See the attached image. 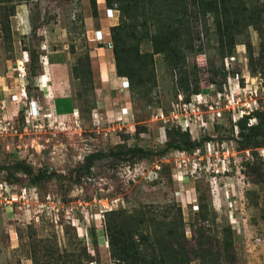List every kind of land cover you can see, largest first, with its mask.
Segmentation results:
<instances>
[{"label": "rangeland", "instance_id": "rangeland-1", "mask_svg": "<svg viewBox=\"0 0 264 264\" xmlns=\"http://www.w3.org/2000/svg\"><path fill=\"white\" fill-rule=\"evenodd\" d=\"M92 1L16 0V7L23 4L24 20L20 15L18 20L27 28L18 26L26 33L15 29V15L11 41L0 27V264H113L106 211L134 215L146 207L169 222L177 206L198 252L191 264H264V129H248L264 120V0H229L238 30L231 53L207 47V39L217 35L209 15L208 30L199 23L200 13L191 27L192 36H200L193 51L154 52L151 37L159 28L151 25L149 12L139 15L138 31L145 32L146 20L150 38L139 45L131 40L118 54L131 101L123 117L90 110L95 92L109 91L96 89L90 49L103 45L116 62L108 8L115 25L120 23L116 4L95 0L94 8ZM44 24L55 41L45 40ZM20 36L38 55L26 65L25 77L16 71L22 64L8 63ZM51 42L73 54L69 64L77 76L72 85L78 107L67 117L49 109L31 74L40 70L39 46ZM43 80L38 77L40 84ZM112 96L115 105L122 104ZM32 99L39 111L29 117ZM187 135L199 142L191 151L171 147L134 163L106 156L89 171L83 168L90 152L132 145L158 152ZM15 161L29 166L31 174L9 172L5 166ZM44 171L47 176L33 183L32 175ZM208 236L211 245H199Z\"/></svg>", "mask_w": 264, "mask_h": 264}, {"label": "trees", "instance_id": "trees-1", "mask_svg": "<svg viewBox=\"0 0 264 264\" xmlns=\"http://www.w3.org/2000/svg\"><path fill=\"white\" fill-rule=\"evenodd\" d=\"M15 1L0 0V27L2 28L3 36L10 41V19L15 15ZM106 3L108 5L116 4L120 12V23L110 26L114 38L113 50L115 53L116 71L119 75H122L123 72L119 63V49H127L124 45L131 40L136 41V44L139 45L142 39L150 38L148 30H146L148 28L147 21L145 20L144 24L145 32L138 31V25L136 24L139 15H143V12L146 11L151 14V20L153 21L151 25H157L159 28L157 33L151 37L155 42L154 52L193 51L194 38L200 39V36L197 34L192 36L191 27L193 21L195 23L198 22L196 17L199 13L203 16L202 21L199 23H202L206 30H208L207 15L212 18L213 22L210 26H212L215 35H217L214 40L207 39V47H210L209 44H211L212 49H217V52H234L236 44L234 29L236 32L238 30L236 24L234 27L231 20L229 0H106ZM92 6L96 7L95 0L92 1ZM240 7L247 10L243 4ZM259 15L260 12L257 14L258 24H260ZM242 18H246V15L244 14ZM262 46H264V43H262ZM201 50H203L202 45L198 48V51ZM33 52V49L29 50V64L35 59L38 60V55L34 56ZM87 72L88 78L92 83L90 77L91 69L89 70L88 68ZM125 73L132 81L135 80L132 74ZM31 74L32 76L36 75L35 72H31ZM74 77L76 78L77 76ZM137 81L141 82V78H138ZM93 107L94 104L90 110ZM56 110L58 113L63 112L57 107ZM248 129L250 132L254 129L263 130L264 120H259L255 125H249ZM198 144L199 142L190 140L187 135V138L180 137L177 141L166 142L164 148H161L158 152L145 150L138 145L116 148L108 152L94 151L83 157V168L89 171L95 161L101 157L112 156L125 161H133L153 153L164 154L171 147L191 151ZM5 167L11 173L22 171L25 174H31L30 167L19 161H15ZM46 176L45 171L32 175L33 183H37ZM143 208L146 207L138 209L134 215L126 213L123 209H111L104 213L107 243L113 264H191L192 259L198 255V252L194 245L189 243V239L185 235L180 206L175 208L172 219L169 222L151 215L154 213L150 209ZM128 226L131 227L128 228ZM91 236L94 238V233H91ZM211 240L208 236L205 240H200L198 243L199 245L204 243L210 246ZM64 252L65 256H71L67 250Z\"/></svg>", "mask_w": 264, "mask_h": 264}, {"label": "crops", "instance_id": "crops-1", "mask_svg": "<svg viewBox=\"0 0 264 264\" xmlns=\"http://www.w3.org/2000/svg\"><path fill=\"white\" fill-rule=\"evenodd\" d=\"M23 4L18 5L16 7V14L14 16L15 18V26L16 30L20 31V35H24V31L18 26L20 23L18 20L19 15L22 17V21L24 20L23 16ZM106 23L108 26L115 25V19L114 16L112 17H106L105 18ZM21 26L27 28V25H23L24 23H20ZM31 29V28H30ZM27 30V29H25ZM44 37L49 39L50 41H55L54 38V32L52 29L47 28L46 24H44ZM55 32L58 34L57 30ZM88 32H92L89 30ZM19 33V32H18ZM109 33V32H108ZM93 34V33H92ZM18 35V34H17ZM105 34L103 39H105ZM89 36V35H88ZM22 39L24 37L16 38L15 41H13L12 46V55L8 56L9 64H22L25 69L26 65L29 64V50L31 49L30 46H25L22 42ZM63 39V38H62ZM44 40V42H46ZM100 44V43H99ZM34 49V48H32ZM39 50L37 52H40L39 55L41 56V63H40V70L39 73L36 74L34 78V83L38 87L39 91H41L46 103L49 106V109L51 111H54L58 116H71L74 115L77 111V99L75 97L74 91H73V76L71 70H70V62L72 57V52L66 51L65 47H59L57 42L47 45L46 43L43 44V46H39ZM93 51H90V58H91V65L95 68L97 71V82L99 86H96V89H99V91L103 89H108L107 95L105 93L101 94L100 92H95V86H94V92H95V106L93 107L92 112H98L100 110H104V113H109L110 115H115L117 117H123L124 113H130L129 110L131 108V101L126 93V84L124 83V77L117 74L116 71V65L114 61V57L112 55V52H109L107 48L103 47V45H98L95 47V49H90ZM8 64V65H9ZM17 71V70H16ZM26 75V74H25ZM22 76V77H25ZM44 77V80L42 84L38 82V77L40 76ZM93 77V72H92ZM95 78V76H94ZM26 80V78H25ZM94 80V79H93ZM96 80V79H95ZM94 80V81H95ZM94 84V82H93ZM25 88V87H24ZM22 88L24 91L25 89ZM103 88V89H102ZM115 93L116 97L122 100V104L115 105V101L113 99L112 94ZM108 96V98H107ZM33 100V99H32ZM56 107L61 109L63 111L62 113H58L56 110ZM128 115V114H127Z\"/></svg>", "mask_w": 264, "mask_h": 264}, {"label": "built area", "instance_id": "built-area-1", "mask_svg": "<svg viewBox=\"0 0 264 264\" xmlns=\"http://www.w3.org/2000/svg\"><path fill=\"white\" fill-rule=\"evenodd\" d=\"M107 11H109V12H107ZM107 11L106 12H107L108 17L113 16L112 8H108ZM19 67H21V68H17L18 74L21 76H24L26 74L25 67L23 65H21ZM32 102L35 103V101H33V100L29 101V108H28V112H27L29 114V117L33 116L34 113L36 114L39 111V108H38L39 106L38 107L36 105L34 106V104H32ZM29 117L25 116V119H28Z\"/></svg>", "mask_w": 264, "mask_h": 264}, {"label": "clouds", "instance_id": "clouds-1", "mask_svg": "<svg viewBox=\"0 0 264 264\" xmlns=\"http://www.w3.org/2000/svg\"><path fill=\"white\" fill-rule=\"evenodd\" d=\"M126 87H127V83H126Z\"/></svg>", "mask_w": 264, "mask_h": 264}]
</instances>
